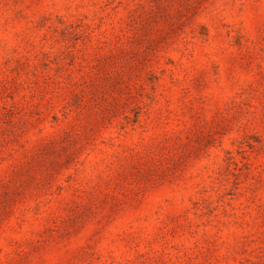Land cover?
<instances>
[{"label": "rangeland", "instance_id": "rangeland-1", "mask_svg": "<svg viewBox=\"0 0 264 264\" xmlns=\"http://www.w3.org/2000/svg\"><path fill=\"white\" fill-rule=\"evenodd\" d=\"M0 264H264V0H0Z\"/></svg>", "mask_w": 264, "mask_h": 264}]
</instances>
